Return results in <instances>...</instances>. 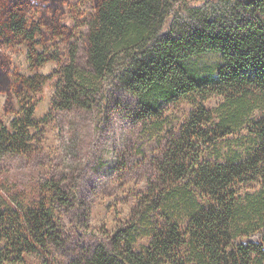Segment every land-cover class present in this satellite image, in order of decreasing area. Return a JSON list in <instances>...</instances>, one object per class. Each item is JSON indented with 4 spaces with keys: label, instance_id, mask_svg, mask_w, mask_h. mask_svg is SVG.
<instances>
[{
    "label": "trees",
    "instance_id": "obj_1",
    "mask_svg": "<svg viewBox=\"0 0 264 264\" xmlns=\"http://www.w3.org/2000/svg\"><path fill=\"white\" fill-rule=\"evenodd\" d=\"M27 5L15 0L8 7L0 34L27 41L36 69L59 58L36 48L43 30L29 21ZM87 24L86 66L73 45L60 70L58 107L106 101L100 84H122L137 99L135 115L154 117V128H162L168 103L188 100L194 108L160 163L163 190L147 199L140 226L152 235L150 244L135 249L141 228L134 221L114 230L110 246L101 242L73 264H264V0H95ZM207 54L220 61L202 64ZM47 79L19 77L31 90ZM23 90L10 126L0 118V158L33 149L36 101ZM214 94L221 100L209 108L205 100ZM47 183L49 202L0 208V264L24 263L34 252L43 264H58L50 247L63 243L55 214L61 188ZM157 209L169 215L150 221L147 214ZM180 211L186 231L175 218Z\"/></svg>",
    "mask_w": 264,
    "mask_h": 264
},
{
    "label": "rangeland",
    "instance_id": "obj_2",
    "mask_svg": "<svg viewBox=\"0 0 264 264\" xmlns=\"http://www.w3.org/2000/svg\"><path fill=\"white\" fill-rule=\"evenodd\" d=\"M13 2L0 0V25ZM26 9L29 21L43 30L37 35L36 48L46 49L59 60L51 59L32 69L27 41L0 34V70L4 72L3 77L0 74V118L10 126L20 109L18 94L23 88L22 92H30L36 101L34 116L38 120L30 129L33 149L0 158V208L37 207L42 200L49 202L51 186L47 182L55 181L61 188L55 214L63 243L51 246L50 253L58 264L85 262L101 242L110 246L117 228L134 221L143 225L141 218L152 190L158 193L164 188L160 163L169 140L180 133L194 107L188 100L168 103L160 117L162 128H154V117L135 115L137 99L122 84L106 88L100 84L106 101L95 97L88 100L89 107H58L54 101L60 70L70 61L73 45L78 46L79 64L86 66L87 22L94 13L95 0H28ZM219 61L218 54L200 58L202 64L216 65ZM35 74L48 79L35 90L24 88L19 77ZM220 100L221 96L214 94L205 104L214 108ZM164 214L157 209L147 215L151 221L164 220L169 215ZM183 214L180 211L175 218L186 231L188 218ZM140 228L134 243L137 250L152 239L151 234H142L144 227ZM187 249L183 247L184 254H188ZM16 264H43V257L26 253L25 262Z\"/></svg>",
    "mask_w": 264,
    "mask_h": 264
}]
</instances>
